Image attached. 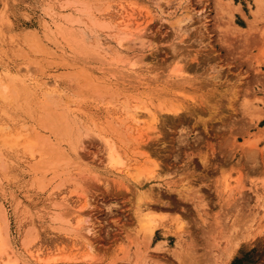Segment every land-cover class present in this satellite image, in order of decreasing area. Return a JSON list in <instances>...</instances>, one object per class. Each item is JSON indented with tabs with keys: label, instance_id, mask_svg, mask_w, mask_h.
Segmentation results:
<instances>
[{
	"label": "rangeland",
	"instance_id": "obj_1",
	"mask_svg": "<svg viewBox=\"0 0 264 264\" xmlns=\"http://www.w3.org/2000/svg\"><path fill=\"white\" fill-rule=\"evenodd\" d=\"M46 8L77 16L91 54ZM0 22V264H264V0H0ZM47 102L88 134L77 152L46 128ZM128 103L156 113L155 133ZM37 133L60 155L29 151Z\"/></svg>",
	"mask_w": 264,
	"mask_h": 264
},
{
	"label": "bare ground",
	"instance_id": "obj_2",
	"mask_svg": "<svg viewBox=\"0 0 264 264\" xmlns=\"http://www.w3.org/2000/svg\"><path fill=\"white\" fill-rule=\"evenodd\" d=\"M72 3V2H71ZM61 5V4H60ZM80 5L82 6V9H87L88 7H89V5H87V2L86 1H81L80 2ZM221 6V5H220ZM62 7H64V6H62ZM163 8V7H162ZM47 14H48V16L51 18L52 17V20H53V24L55 25V31H57L59 34H61V35H63V36H66V38L68 39V40H71L72 42H73V44H74V48H75V50L76 51H79V52H82V54H87V56H88V54H91L90 53V50H88V48H86L87 46H85L84 44L86 43V41L84 40V37L83 36H80V34H78L77 32H75L74 31V28H72V27H74V24H76V23H78L79 22V19L77 18V16H59L58 18L60 19H56V17H54V15H52L50 12H49V9L48 8H46V11H45ZM188 17V18H187ZM187 17H184V18H182V17H180V19L178 18V20L176 21L177 23H178V25L180 26V24H182V23H184V21L185 20H187V19H189V16H187ZM188 21V20H187ZM92 22H93V25L94 26H99V27H101V23L99 22H96L95 20H92ZM186 22V21H185ZM1 23V22H0ZM176 23V24H177ZM103 24V23H102ZM45 25V24H44ZM107 25V24H106ZM177 25V26H178ZM72 26V27H71ZM103 26V28L104 29H106V27L107 28H109L108 26H105V25H102ZM178 26V27H179ZM47 28V27H46ZM50 28V27H49ZM181 28V27H180ZM48 29V28H47ZM49 30V29H48ZM29 31V30H28ZM124 32V31H123ZM121 33H122V31H121ZM124 35L126 34V33H123ZM123 34H121V35H123ZM144 34V33H143ZM143 34L142 35H140V36H137V38H135V39H137L138 41H140V42H142L141 41V39H143V42H144V38H141L142 36H143ZM126 37V36H125ZM138 37H140V38H138ZM122 38V37H121ZM120 38V43H118V44H120V45H122L121 44V42H122V39ZM126 39V38H125ZM137 40H135V41H137ZM139 42V43H140ZM142 42V43H143ZM156 43V42H155ZM144 44V43H143ZM96 49H98V47L96 46ZM92 52H96L97 53V51H95V50H93ZM182 58V57H181ZM213 61V60H212ZM216 64V63H215ZM215 66V65H214ZM210 69H212L211 67H210ZM214 69V68H213ZM219 69V68H218ZM217 69V70H218ZM221 70V69H220ZM215 71H216V69H215ZM219 71V70H218ZM214 73V72H213ZM217 73V72H216ZM183 71H182V68H179V67H177V68H174V70H173V76L175 75V76H178V77H184L183 76ZM213 75H216L215 73L213 74ZM214 77V76H213ZM217 77V76H216ZM97 78V77H96ZM218 78V77H217ZM109 79V78H108ZM215 80V79H214ZM187 81V80H186ZM216 81H217V79H216ZM221 81V80H220ZM219 81V82H220ZM232 81V80H231ZM104 85V84H103ZM206 86V85H205ZM209 86V85H208ZM211 86V85H210ZM207 87V86H206ZM2 89L3 90H6L7 88L3 85L2 86ZM100 89V88H99ZM103 89V88H102ZM104 91V90H103ZM106 92V91H105ZM50 94H52V93H50ZM47 95H49V93H47ZM47 98H48V96H47ZM53 98V97H52ZM46 99V98H45ZM48 100V99H47ZM53 103V102H52ZM51 103V104H52ZM182 103V102H181ZM46 104V105H45ZM45 104H43V106H44V108H45V111L47 112V114L48 115H50V116H52V118L54 119V121L53 122H51L50 124H48L47 126H46V128L47 129H49L50 131H52L53 133H55L59 138H62V137H64V136H66V137H69V138H74V141L72 142V146L73 147H75L74 148V150H75V152H77L78 151V148H79V145L83 142L82 140H81V138H82V136L83 135H88V134H82V133H80L81 131L79 130V128H78V126H77V124L78 123H76V121L74 122V120L75 119H73V118H71L69 115H67L68 113L67 112H64V111H62L61 110V112L60 111H58L57 110V107L54 105L55 103H53V105L55 106H52L51 104H50V102H47V103H45ZM140 104V105H139ZM127 107L125 108V107H123V108H125V111H126V116H127V119H129V120H132L134 123H135V125L137 124H139L137 127L139 128V126H140V124H141V122H143L144 120H146V118H144V114H146V115H149L150 117H151V120H149L148 122H151L152 121V123H153V128H151L152 127V123H150V126L151 127H148V128H145L144 126H143V128H145V133H146V131L148 132V130L147 129H149V131H151L152 133L151 134H153V133H155V131H154V129H158V128H156L155 126H156V124L158 125V119H157V117H156V113L154 114V112L151 110V108H149V107H147V105H144V103H138V104H136V105H134V107H128V105H129V103L128 104H125ZM124 105V106H125ZM177 105V106H176ZM159 106V105H158ZM54 107V108H53ZM180 103H179V105L178 104H172L171 106H170V108H162L161 110L164 112V111H166V112H172V113H177L179 110H181L180 108ZM145 115V116H146ZM72 116V115H71ZM126 116H125V118H126ZM149 116L147 117V118H149ZM150 119V118H149ZM129 120L127 121V122H129ZM148 120V119H147ZM57 121H59L58 123H57ZM120 121H122V119L121 120H119V122ZM131 121V122H132ZM147 122V123H148ZM120 123H122V124H125V120L123 121V122H120ZM149 124V123H148ZM118 126V125H117ZM136 127V126H135ZM142 127V126H141ZM119 128V127H118ZM128 128V127H127ZM129 129H131V127L129 128ZM152 129H153V131H152ZM127 130V129H126ZM135 130H136V128H135ZM134 130V131H135ZM116 131V130H115ZM142 131V130H141ZM144 131V130H143ZM85 132H88V131H86L85 130ZM119 132H120V130H119ZM126 132V131H125ZM121 133V132H120ZM143 134H144V132H142ZM37 134H39V133H37ZM125 134V133H124ZM149 134H150V132H149ZM148 135V134H147ZM36 136H38L34 141H30L29 140V142L27 141V144H28V146L29 147H27V148H29V151H34L35 150V148H37L39 145V147L38 148H40L41 146H43V147H41L43 150H45V147H47L46 149H47V151H50V150H52V154L53 155H60V151L58 150V149H55V148H53L52 147V144H51V142L49 141V138H47V140H46V137H42L41 136V134H39V135H36ZM35 136V137H36ZM89 136H90V133H89ZM127 136H129V134H127ZM19 137V136H18ZM18 137H16L17 138V140L19 141V138H21L22 136H20L19 138ZM84 137H87V136H84ZM125 138V137H124ZM7 139V138H6ZM128 139V138H127ZM5 140V139H4ZM6 141V140H5ZM41 141V142H40ZM7 142V141H6ZM39 142H40V144H39ZM107 142V151H106V162L105 163H107L108 165H110V166H112V167H118V166H121L122 164H123V160H122V158L120 157V153L116 150V147H115V143H111L110 141H106ZM122 142V141H121ZM16 143H17V141L16 142H14V143H12L13 145H16ZM126 143H127V141H126ZM42 144V145H41ZM24 145H26V144H24ZM23 145V146H24ZM45 145V146H44ZM84 145V144H83ZM82 146V145H81ZM140 145H138V147H139ZM82 148V147H81ZM80 148V149H81ZM41 149V150H42ZM28 150V149H27ZM40 150V149H39ZM141 150V149H140ZM140 150H137L136 152H138V151H140ZM132 151V150H131ZM140 153V152H139ZM94 155V154H93ZM125 155V154H124ZM133 155H135V154H133ZM74 156H75V154H74ZM78 156V159H79V154L78 155H76V157ZM55 157V156H54ZM70 158V157H69ZM93 158V157H92ZM102 158H103V156H102ZM134 159V158H133ZM136 159V158H135ZM149 159V158H148ZM77 160V159H76ZM103 160V159H102ZM105 161V160H104ZM149 161V160H148ZM124 165V164H123ZM156 166H154V164H153V167H150L151 169H142V168H136V169H139V170H137V172H136V178H137V180L138 181H141V180H143V179H148V180H150V179H154L155 177H156V175H157V172H156V168H155ZM153 168V169H152ZM135 178V179H136ZM142 214H141V216H140V224H141V228H142V231H143V233L145 234V237L147 238V240H150L151 241V239H152V237H153V235L156 233V228H157V226H159L158 225V221H157V219L154 217V215L150 212V211H146V212H141ZM79 223V222H78ZM79 224H81V227H84V224H85V221L84 220H81V222L79 223ZM85 228H87V229H85V233L86 234H88L89 235V233H90V230H88V227H85ZM1 229V228H0ZM5 234L7 235V232H6V230H5ZM5 234H3L2 233V231L0 230V254L1 253H3L4 251H5V247H6V236H5ZM87 235V236H88ZM150 241H149V243H150ZM164 244V242H160V243H158V244H156V246H162ZM92 248V247H91ZM156 249H157V247H156ZM161 250V249H160ZM159 251V250H158ZM226 256V255H225ZM228 257V256H227ZM10 258V257H9ZM226 258V257H225ZM55 259H52V260H48L47 262H49V261H54ZM227 260H229V258L227 259ZM4 264H16V262L15 261H12L11 259H8L6 262H4ZM220 264V263H219Z\"/></svg>",
	"mask_w": 264,
	"mask_h": 264
}]
</instances>
